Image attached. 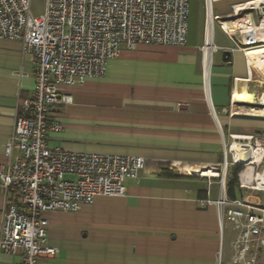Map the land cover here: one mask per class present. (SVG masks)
<instances>
[{
    "label": "crops",
    "instance_id": "obj_1",
    "mask_svg": "<svg viewBox=\"0 0 264 264\" xmlns=\"http://www.w3.org/2000/svg\"><path fill=\"white\" fill-rule=\"evenodd\" d=\"M191 3L183 46L123 49L107 61L103 77L60 87L70 102L51 107L62 129L48 134L50 146L138 155L146 165L126 182L124 195H98L75 211H44L47 244L58 250L45 264H217L220 255L229 264L230 228L221 226L216 205L198 200L219 196L229 144L254 137L264 143V103L258 101L264 60L251 54L264 46V28H253L258 7H250L238 12L248 10L252 26L248 20L228 37L216 19L206 22L203 0L195 18ZM236 4L213 1L212 16L235 17ZM205 40L211 46L202 49ZM224 50L230 51L229 62L222 60ZM34 71L19 41L0 39L1 164L18 103L34 86ZM166 170L181 177L160 174ZM242 193L235 190V196ZM3 206L0 194V224ZM259 261L264 264V248ZM20 262V250L0 252V264Z\"/></svg>",
    "mask_w": 264,
    "mask_h": 264
},
{
    "label": "built area",
    "instance_id": "obj_2",
    "mask_svg": "<svg viewBox=\"0 0 264 264\" xmlns=\"http://www.w3.org/2000/svg\"><path fill=\"white\" fill-rule=\"evenodd\" d=\"M212 3L204 0L206 22L216 19L232 37L240 25L232 27L229 18L224 21L228 26H223V20L212 16ZM189 4L190 0H44L43 10L34 15L30 0H0V39L19 41L35 63L34 86L18 103L4 147L7 160L0 163L4 197L0 252L20 250V264H45L58 250L47 244L44 211H75L98 195H124L126 182L138 178L146 165L141 156L50 146L48 134L62 129L52 118L51 107L70 102V97L60 95L62 85L103 77L107 61L123 49L139 44L183 46ZM258 15L264 17L263 7ZM210 46L205 40L202 49ZM235 143L240 145L239 156L249 149V157L238 161L229 144L218 180L219 196L198 202L216 205L221 226L230 228L229 264H261L264 202L258 192L264 191V143L258 137ZM235 164L242 166L237 177L243 193L231 198L226 192L227 169ZM217 264H222L221 255Z\"/></svg>",
    "mask_w": 264,
    "mask_h": 264
},
{
    "label": "bare ground",
    "instance_id": "obj_3",
    "mask_svg": "<svg viewBox=\"0 0 264 264\" xmlns=\"http://www.w3.org/2000/svg\"><path fill=\"white\" fill-rule=\"evenodd\" d=\"M250 7H256V8L257 7L258 8L263 7L264 8V0H250V1H246L244 3H239V4L235 5V9L237 11V14L239 13L238 12L239 10H243V9L250 8ZM245 18L246 19H244L243 22H238L237 20L236 21L233 20V22H231V23H233L232 27L238 26V24H239L240 28H241L240 30L246 28L248 26L246 21L249 20V23H252V22H250V19L248 16H246ZM222 24H223V26L227 27L229 23L223 21ZM250 26H252V25H250ZM253 28L255 30H262L264 28V17L259 21V24L257 25V27H253ZM251 54L257 59L264 60V46L254 48L251 51ZM261 78L264 79V76H261ZM258 101L264 103V93L261 95V97L259 98ZM231 145L233 147V148H231V150L234 152L235 157L238 161L247 160V158L249 157V154H250L249 149L245 150L243 155L239 156L238 153L240 152V145L237 143H233Z\"/></svg>",
    "mask_w": 264,
    "mask_h": 264
},
{
    "label": "rangeland",
    "instance_id": "obj_4",
    "mask_svg": "<svg viewBox=\"0 0 264 264\" xmlns=\"http://www.w3.org/2000/svg\"><path fill=\"white\" fill-rule=\"evenodd\" d=\"M43 1L44 0H30V11H31V13L32 14H34V15H36V14H38V13H40L42 10H43ZM193 2V5L195 6V11H194V18L196 17V15L197 16H199V13H198V7H199V4H200V1L201 0H190V2ZM213 1H216V0H213ZM230 1H232V2H235V3H237V4H239V3H244V2H246V1H248V0H230ZM193 10H194V7H193ZM203 12H204V0H203ZM193 13H192V3H191V9H190V4H189V15H192ZM248 14H249V12H248V10H244V11H241V12H239L238 14H235V17H232L231 19L232 20H234V19H236L238 22H243L244 21V19H246L245 17L246 16H248ZM252 14L254 15V13L252 12ZM204 16H205V14H204ZM244 17V18H243ZM255 17V16H254ZM192 19V18H191ZM229 19V18H228ZM227 18L226 19H223V21H226V20H228ZM261 20V16L260 15H258L257 17H256V22H258L259 23V21ZM222 21V22H223ZM218 24H219V22H218ZM220 25V24H219ZM203 47V46H202ZM201 47V48H202ZM214 47V46H213ZM229 159V158H228ZM223 165V164H222ZM222 167V166H221ZM227 174H228V171H227ZM259 193V196H260V198L263 200V202H264V191L263 192H258ZM44 213V212H43ZM224 234H225V241H226V236H227V234H228V230H227V228H225V230H224Z\"/></svg>",
    "mask_w": 264,
    "mask_h": 264
},
{
    "label": "trees",
    "instance_id": "obj_5",
    "mask_svg": "<svg viewBox=\"0 0 264 264\" xmlns=\"http://www.w3.org/2000/svg\"><path fill=\"white\" fill-rule=\"evenodd\" d=\"M242 166L235 164L231 165V168L228 171L227 174V180H226V192L229 197H236L235 196V190H241L238 186V179H237V173L241 170ZM163 176L166 177H173V178H179L181 175L178 174V172H174L172 170H166L162 171L160 173Z\"/></svg>",
    "mask_w": 264,
    "mask_h": 264
},
{
    "label": "water",
    "instance_id": "obj_6",
    "mask_svg": "<svg viewBox=\"0 0 264 264\" xmlns=\"http://www.w3.org/2000/svg\"><path fill=\"white\" fill-rule=\"evenodd\" d=\"M260 44H264V42H261ZM260 44L258 46H260ZM222 60L225 62L230 61V51L229 50H224L222 53Z\"/></svg>",
    "mask_w": 264,
    "mask_h": 264
}]
</instances>
